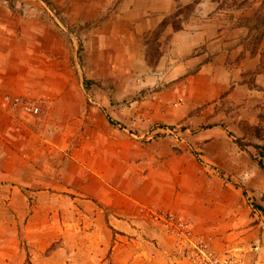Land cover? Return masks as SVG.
<instances>
[{
  "label": "rangeland",
  "instance_id": "1",
  "mask_svg": "<svg viewBox=\"0 0 264 264\" xmlns=\"http://www.w3.org/2000/svg\"><path fill=\"white\" fill-rule=\"evenodd\" d=\"M6 1L26 20L57 33L43 31L39 48L27 53L40 58L35 61L41 66L46 57L57 56L56 71L44 68L40 80L36 71L24 73L31 80L23 95L40 106L37 116L26 114L27 125L40 127L32 120L45 119L49 124L41 127L50 131L53 119H82L89 130L101 127L100 121L111 127L105 120L110 117L120 123L110 129L123 151L154 157L153 164L168 156L193 162L186 182L201 185L205 205L232 198L234 217L249 227L231 239L238 241L234 248L223 251L176 209L142 206L140 219L166 231L151 212L181 214L218 257L232 264H257L259 257L264 264V212L257 208H264V0ZM162 124L171 128L158 127ZM80 139L58 142L69 143L72 152ZM64 178L59 183L65 185ZM21 186L0 180V264L63 261L69 255L63 239L39 242V233L31 231L37 189ZM57 193L64 213L68 194ZM39 222L63 228L72 223ZM180 254L173 240V264L184 259Z\"/></svg>",
  "mask_w": 264,
  "mask_h": 264
},
{
  "label": "crops",
  "instance_id": "2",
  "mask_svg": "<svg viewBox=\"0 0 264 264\" xmlns=\"http://www.w3.org/2000/svg\"><path fill=\"white\" fill-rule=\"evenodd\" d=\"M6 2L0 0V97L5 93L27 97L23 95V85L31 78L25 76V71L29 75L36 71L40 80L46 75L44 68L51 72L57 69L56 55L43 59V63H48L41 66L35 61L40 58L27 53L39 48L43 31L53 33V37L57 33L46 24L43 28L40 21L26 20ZM27 118L22 112L12 114L0 106V180L37 189L33 213L37 222L31 231L39 233V242L63 239L65 252L69 250V255L64 252L63 261L50 259L37 264H154L159 257L163 264H173L172 237L140 219L138 208L142 206L182 211L223 251L234 248L238 241L231 239L249 228H245L243 218L234 217L232 198H214L211 206L205 205L201 185L186 182V170L193 162L187 164L183 157L168 156L153 164L154 157L123 151L121 139L111 133L110 128L115 130L120 125L113 119H105L111 127L100 121L101 127L89 130L82 119H53V128L47 131L41 126L49 124L48 120L33 119L39 127L27 125L31 120ZM76 122L78 127L72 125ZM63 125L64 129L59 130ZM78 136L80 145L72 152H68L69 143L58 142H70ZM63 176L65 185L58 181ZM57 191L68 194L70 206L65 207L64 213L59 211L63 196L59 198ZM46 206L51 207L48 212ZM48 219L72 223L63 228L58 222H39ZM46 229L50 230L48 235L44 234ZM178 261L177 264H185V259Z\"/></svg>",
  "mask_w": 264,
  "mask_h": 264
},
{
  "label": "built area",
  "instance_id": "3",
  "mask_svg": "<svg viewBox=\"0 0 264 264\" xmlns=\"http://www.w3.org/2000/svg\"><path fill=\"white\" fill-rule=\"evenodd\" d=\"M0 106L12 114L22 112L37 116L40 113V106L34 99L19 95H1ZM151 215L170 234L177 251L189 264H232V259L218 257L204 237L194 234L190 224L181 214L151 212Z\"/></svg>",
  "mask_w": 264,
  "mask_h": 264
},
{
  "label": "trees",
  "instance_id": "4",
  "mask_svg": "<svg viewBox=\"0 0 264 264\" xmlns=\"http://www.w3.org/2000/svg\"><path fill=\"white\" fill-rule=\"evenodd\" d=\"M86 81V84H89V82L90 81H88V80H85ZM107 119H111L110 117H107ZM111 123H113L112 121H110ZM158 127H161V128H171L170 126H165V125H159ZM241 141L239 140V139H237V143L239 144V146H242V143H240ZM259 164L261 165V166H263V163H262V161L261 160H259ZM243 194H245V191L243 190ZM259 210H261V211H263L264 212V208L263 207H261V206H258L257 207Z\"/></svg>",
  "mask_w": 264,
  "mask_h": 264
}]
</instances>
